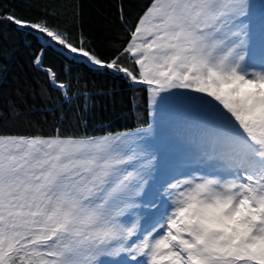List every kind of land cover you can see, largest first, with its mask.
Here are the masks:
<instances>
[{"label":"snow or ice","instance_id":"1","mask_svg":"<svg viewBox=\"0 0 264 264\" xmlns=\"http://www.w3.org/2000/svg\"><path fill=\"white\" fill-rule=\"evenodd\" d=\"M33 7L0 0V25L35 39L49 88L81 95L51 54L143 110L103 134L0 113V264H264V0H115V37L75 0Z\"/></svg>","mask_w":264,"mask_h":264},{"label":"trees","instance_id":"2","mask_svg":"<svg viewBox=\"0 0 264 264\" xmlns=\"http://www.w3.org/2000/svg\"><path fill=\"white\" fill-rule=\"evenodd\" d=\"M6 3H22V0H3ZM52 0H30L33 7L26 12L35 17L42 10L45 3ZM79 4V13L86 32H94L97 28H108V34L115 37L118 32V23L114 18L115 0H75ZM111 21V23H106ZM6 32L8 39L4 40L0 35V47L5 43L7 51L12 58L5 60L0 53V113L5 109L15 108L22 119L28 123L47 127L58 120L64 114V123L67 125L74 117L84 115L89 124V131H97L95 134H103L104 131H117L134 127L136 124V111L142 112L143 104L133 110L132 95L125 81L112 76L98 73L86 64L74 63L71 59L54 58L51 54L45 57V64L54 66L58 74L64 72L65 66L70 68L73 93L81 95L71 100L64 101L62 94L49 88L43 72H37L29 59L36 50L35 47H27V44L35 45L32 36L19 35L12 28L4 29L0 25V33ZM94 39V37H89ZM100 50H104L101 47ZM67 81L69 76L62 75ZM77 78L78 81H77ZM87 93V111L84 108V96Z\"/></svg>","mask_w":264,"mask_h":264}]
</instances>
